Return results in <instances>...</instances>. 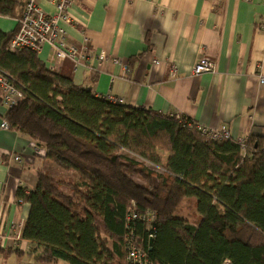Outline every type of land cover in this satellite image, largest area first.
I'll return each mask as SVG.
<instances>
[{"label":"trees","instance_id":"trees-1","mask_svg":"<svg viewBox=\"0 0 264 264\" xmlns=\"http://www.w3.org/2000/svg\"><path fill=\"white\" fill-rule=\"evenodd\" d=\"M27 1L0 0V16L18 20ZM15 32L0 30V71L22 97L1 116L32 153L35 143L75 174L65 180L38 169L35 188L17 190L29 203L22 236L40 261L126 264L134 243L153 264H264L259 135L249 134L242 150L207 138L190 118L99 96L49 70L37 51L11 50Z\"/></svg>","mask_w":264,"mask_h":264},{"label":"crops","instance_id":"crops-1","mask_svg":"<svg viewBox=\"0 0 264 264\" xmlns=\"http://www.w3.org/2000/svg\"><path fill=\"white\" fill-rule=\"evenodd\" d=\"M35 3L56 13L50 0ZM68 15L71 22L59 21L67 41L87 42L104 59L73 68L45 44L38 56L46 67L54 64L75 84L125 106L180 113L210 129L226 127L232 136L256 134L264 145V0H76ZM17 26V19L0 16L1 31ZM202 56L214 61L215 72L192 74ZM29 145L27 137L0 127L1 158L21 157L0 162V264H69L43 263L34 243L21 236L29 203L16 193L35 188L44 159ZM161 155L166 162L168 154Z\"/></svg>","mask_w":264,"mask_h":264},{"label":"built area","instance_id":"built-area-1","mask_svg":"<svg viewBox=\"0 0 264 264\" xmlns=\"http://www.w3.org/2000/svg\"><path fill=\"white\" fill-rule=\"evenodd\" d=\"M55 4L56 13L46 14L44 13L35 3V0H28L23 12L22 20L20 21L19 29L13 34L9 48L11 50H18L23 48H30L34 51L39 52L41 47L46 44L49 40H53L55 43L50 44L58 48V56H66L73 54L72 51L65 49L64 37L65 30L60 26L59 21L61 19L67 21L69 17L68 9L76 0H50ZM61 44H60V43ZM74 50L73 47H70ZM79 57L81 55L79 54ZM209 67H212L211 62L206 58H200L194 65L192 72L195 74L202 73L203 71H209ZM259 82L264 84V74H259ZM0 89L5 93L3 96L2 107L8 108L11 104L17 100V91L15 85L11 81V78L3 71H0ZM113 100L116 98L110 97ZM0 127L8 129V123L2 118ZM228 133V132H227ZM227 133H217V131L208 132V137L212 139H218L217 137H229ZM9 161H20L19 155L9 153ZM127 264H153L148 254L134 243H131L127 248L126 253ZM223 264H231L229 259H225Z\"/></svg>","mask_w":264,"mask_h":264},{"label":"rangeland","instance_id":"rangeland-1","mask_svg":"<svg viewBox=\"0 0 264 264\" xmlns=\"http://www.w3.org/2000/svg\"><path fill=\"white\" fill-rule=\"evenodd\" d=\"M45 13V12H44ZM47 14V13H46ZM22 20V17H20L18 20H17V23H18V26H17V30L19 29V25H20V21ZM67 21H70L71 22V19H70V17H68L67 19H66ZM64 39H65V41H64V48L65 49H68V50H70V51H72L73 52V54H70V55H66V56H58L57 55V50H58V48L56 47V46H54V45H52V44H50L49 42H51V43H55L53 40H49L46 44H49L50 46H51V53H52V56H53V58H55L56 60H60V61H62V60H70L71 62H72V66H73V68H75V67H77L79 64H81V63H84L86 60H89V59H94L95 61L97 60V61H103V59H104V56L101 54V53H99V54H97V52L95 53L94 51H92V50H90V48H88L87 47V42H84L83 44H85V45H83V46H76V45H74V44H72V43H70V42H68L67 41V39H66V35H65V37H64ZM60 43V42H59ZM61 44V43H60ZM45 45V44H44ZM70 47H73L74 48V50H72ZM42 48H43V46L40 48L41 50H42ZM40 50V51H41ZM39 51V52H40ZM38 52V53H39ZM79 54L81 55V57H79ZM92 55V56H91ZM94 55V56H93ZM202 57H206L210 62H211V64H212V67H209L210 69H209V71H203L202 73H199V74H195V73H193L192 72V69H193V67H194V65H195V63L200 59V58H202ZM202 57H200L194 64H193V66H192V69H191V72H192V74H194V75H200V74H203V73H213V72H215V69H216V67H215V63H214V61L213 60H211L209 57H207V56H202ZM49 70H53V71H55L56 70V67H55V65L54 64H51V66H49V67H47ZM55 72H58V71H55ZM79 85H81V84H79ZM82 86H88V87H90L92 90H93V88L91 87V85H82ZM15 89H16V91H17V100H16V102L15 103H13V104H11V106H10V108L12 107V106H14L20 99H21V97H22V94H21V92L15 87ZM1 89H0V99H1V101H3V96H2V93H1ZM3 92V91H2ZM3 95H4V98H5V93L3 92ZM9 108V107H8ZM174 116H175V119L177 120V121H179V122H182L183 121V117H185L184 115H181L180 113H176V114H174ZM193 121V120H192ZM195 122V121H194ZM195 124H196V127H197V130H199L201 133H204L205 135H206V137L208 138V132L210 133V131H213V132H215V131H217V133H222V132H224V133H227L228 135H229V137H222V136H218L217 138L219 139V140H232V141H235V142H237L239 145H240V148L242 149V150H244L247 146H246V142H247V136L245 137H242V136H232L231 135V133H230V131L228 130V129H226V127H220V128H218V129H210V128H208V127H205V126H203V125H201V124H199V123H196L195 122ZM9 129V128H8ZM263 146V148H264V145H262ZM32 147H33V150L34 151H36V153H39V154H41V153H43V148L42 147H39L38 145H36L35 143H32ZM40 148H42V149H40ZM160 153H164V154H166L167 152L165 151H161ZM7 154V159L5 160V159H3V158H1V156H0V162H4V163H9V153H6ZM12 154H16V153H12ZM16 155H19V154H16ZM20 156V155H19ZM21 158V157H20ZM43 158H44V156H43ZM11 161H14V160H10V162ZM21 161V160H20ZM20 161H15V162H20ZM148 166H151L152 167V164L150 163H148L147 164ZM155 168V167H154ZM156 169V168H155ZM41 171H46V172H48V174L51 176V177H53V178H59V177H61L62 179H67L68 177H70L71 175L72 176H75V174L74 173H72V170H65V169H63V168H61V167H58L57 166V164L55 163V162H53L52 160H48V159H43V161H42V166H41V169H40ZM36 175H37V173H36V171H35V177H36ZM36 180H37V177H36ZM25 189V188H24ZM27 193H28V189H27ZM20 201H25L24 199L23 200H20ZM26 202V201H25ZM28 203V202H27ZM180 212H182V214H191L192 213V209H190V208H186V207H184V206H182V209H181V211ZM24 225V224H23ZM23 229V228H22ZM21 236H22V232H21ZM23 237V236H22ZM24 238V237H23ZM126 264H127V261H126ZM221 264H223V262L221 263Z\"/></svg>","mask_w":264,"mask_h":264},{"label":"water","instance_id":"water-1","mask_svg":"<svg viewBox=\"0 0 264 264\" xmlns=\"http://www.w3.org/2000/svg\"><path fill=\"white\" fill-rule=\"evenodd\" d=\"M152 242H153V240H152V239H150V240H149V250L151 249Z\"/></svg>","mask_w":264,"mask_h":264}]
</instances>
